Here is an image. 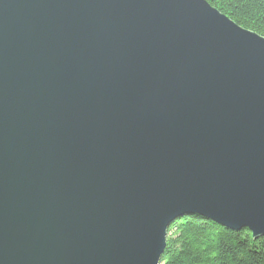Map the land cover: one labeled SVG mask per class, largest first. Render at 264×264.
Segmentation results:
<instances>
[{
    "label": "water",
    "instance_id": "95a60500",
    "mask_svg": "<svg viewBox=\"0 0 264 264\" xmlns=\"http://www.w3.org/2000/svg\"><path fill=\"white\" fill-rule=\"evenodd\" d=\"M185 214L264 235V37L206 0H0V264H159Z\"/></svg>",
    "mask_w": 264,
    "mask_h": 264
},
{
    "label": "trees",
    "instance_id": "16d2710c",
    "mask_svg": "<svg viewBox=\"0 0 264 264\" xmlns=\"http://www.w3.org/2000/svg\"><path fill=\"white\" fill-rule=\"evenodd\" d=\"M243 28L264 37V0H206ZM159 264H264V235L232 229L196 214L168 227Z\"/></svg>",
    "mask_w": 264,
    "mask_h": 264
}]
</instances>
